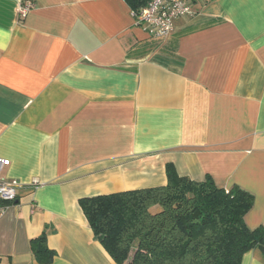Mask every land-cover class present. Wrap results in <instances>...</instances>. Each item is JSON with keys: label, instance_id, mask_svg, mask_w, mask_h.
Segmentation results:
<instances>
[{"label": "crops", "instance_id": "1", "mask_svg": "<svg viewBox=\"0 0 264 264\" xmlns=\"http://www.w3.org/2000/svg\"><path fill=\"white\" fill-rule=\"evenodd\" d=\"M0 0V264H117L80 198L211 176L264 226V0H191L167 40L128 0ZM56 252L40 262L31 241ZM241 264H264V247Z\"/></svg>", "mask_w": 264, "mask_h": 264}, {"label": "trees", "instance_id": "2", "mask_svg": "<svg viewBox=\"0 0 264 264\" xmlns=\"http://www.w3.org/2000/svg\"><path fill=\"white\" fill-rule=\"evenodd\" d=\"M128 1L139 11L149 0ZM166 174L163 185L80 198L95 239L117 264H241L247 251L264 247V226L245 221L252 193L226 190L211 176H180L172 164ZM31 247L43 263L56 254L45 234Z\"/></svg>", "mask_w": 264, "mask_h": 264}, {"label": "built area", "instance_id": "3", "mask_svg": "<svg viewBox=\"0 0 264 264\" xmlns=\"http://www.w3.org/2000/svg\"><path fill=\"white\" fill-rule=\"evenodd\" d=\"M35 7L32 1H24L18 9L19 18H25ZM195 10L191 0H149L139 11H133L137 24L143 25L157 39H169L175 30V20L184 15H193ZM10 165V160L0 157V216L5 204L17 200L21 183L1 177L2 170Z\"/></svg>", "mask_w": 264, "mask_h": 264}]
</instances>
